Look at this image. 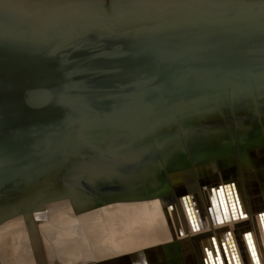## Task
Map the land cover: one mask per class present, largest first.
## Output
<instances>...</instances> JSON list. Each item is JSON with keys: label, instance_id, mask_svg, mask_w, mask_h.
Returning a JSON list of instances; mask_svg holds the SVG:
<instances>
[{"label": "water", "instance_id": "obj_1", "mask_svg": "<svg viewBox=\"0 0 264 264\" xmlns=\"http://www.w3.org/2000/svg\"><path fill=\"white\" fill-rule=\"evenodd\" d=\"M257 93L264 0H0V229L148 200L165 194L168 174L206 161H253L264 127L200 123ZM177 138L156 184L126 167ZM185 188L169 207L198 197Z\"/></svg>", "mask_w": 264, "mask_h": 264}, {"label": "bare ground", "instance_id": "obj_2", "mask_svg": "<svg viewBox=\"0 0 264 264\" xmlns=\"http://www.w3.org/2000/svg\"><path fill=\"white\" fill-rule=\"evenodd\" d=\"M235 99L239 103L222 108L217 121H202L201 126H234L247 134L258 124L263 128L264 93ZM177 130L185 135L182 125ZM178 142L180 138L156 141L154 148L130 156L126 167L136 168L130 173L138 174V181L156 184L159 166L164 165L163 151ZM253 152L259 155L253 159L254 169L244 172L236 154V158L220 159L214 166L206 161L199 169L191 166L168 174L170 182L161 187L165 194L148 200L110 204L79 215L61 209L56 214L38 215L36 225L16 219L0 229V264H108L106 260L113 256L119 260L109 264H205L211 238L220 244L229 235L241 264H264V238L258 220L259 212H264V145ZM184 186V191L193 188L198 194L189 197V211L182 198L169 207V200L179 197ZM217 186L228 202L230 222L220 223L212 214L210 193L214 202L219 201ZM190 212L198 224L192 222ZM220 215L223 218L222 212ZM248 231H252L253 243Z\"/></svg>", "mask_w": 264, "mask_h": 264}, {"label": "rangeland", "instance_id": "obj_3", "mask_svg": "<svg viewBox=\"0 0 264 264\" xmlns=\"http://www.w3.org/2000/svg\"><path fill=\"white\" fill-rule=\"evenodd\" d=\"M261 131L264 133V129H262ZM251 156L254 159V158H258L259 155H258V152L257 153L256 152H253ZM239 161L241 162V165H242V167L244 169H254V166H253L254 161H251L249 159V156H247L245 153H242V155L240 156V160ZM261 166L262 165L259 164L258 165V167H259L258 169H261ZM220 190L221 189H218V195L220 194ZM212 193L213 192L210 193L211 194V196H210V202H211V208L213 210V214H214L215 219L217 221H219L220 223H222V222L223 223L230 222V219H223L222 216L220 215V213L222 212L223 217H224V215H228L229 216V213H227V208H228L227 203L228 202L224 198H222L221 195H219V201L214 202V196H213ZM226 195H227V193H226ZM219 211H221V212H219ZM263 213L259 212L258 220L260 222V224H259L260 231H261V234H263V238H264V229H263V225H264V214ZM204 215H203V218L205 217ZM193 223H196V222L193 220ZM230 239H232V237L227 236V240H228L229 246H231V245L233 246V243H230ZM248 239H250V238H248ZM251 239H253V237ZM253 242H254V240H253ZM232 249L234 250V253L238 256L237 258H239V254H238V251L236 249V246H233Z\"/></svg>", "mask_w": 264, "mask_h": 264}, {"label": "flooded vegetation", "instance_id": "obj_4", "mask_svg": "<svg viewBox=\"0 0 264 264\" xmlns=\"http://www.w3.org/2000/svg\"><path fill=\"white\" fill-rule=\"evenodd\" d=\"M188 207L186 208V210L189 211ZM232 209H233V207H232ZM229 211L234 213L233 210H229ZM190 215H191L192 222L194 220L198 224L199 221L193 218L191 212H190ZM201 215L203 217V212L201 213ZM226 216H227L226 219H230V215L229 216L226 215ZM203 219H205V218H203ZM223 219H224V217H223ZM189 220H190V218H189ZM263 229H264V225H263ZM246 235L250 239L253 237L252 236V231L246 232ZM211 239H212V245H211L212 249H209V248L206 249V253H207L206 255L207 256L204 258L205 264H220V260H223V264H227V260H228V264H234V261H230V258H231L230 257V255H231L230 252L231 251L234 252V250L232 248H233V246H235V244L232 241V239H230V243H233V246L231 245V247L229 246V243H228L227 239L226 240H222V242L220 244H218V241L214 237H212ZM249 242L253 243V239L249 240ZM230 248H231V250H230ZM217 249H219V258H217ZM209 252L213 253V255H212L213 257H209L208 256ZM253 260L255 262V258H253ZM239 264H241L240 259H239Z\"/></svg>", "mask_w": 264, "mask_h": 264}, {"label": "snow or ice", "instance_id": "obj_5", "mask_svg": "<svg viewBox=\"0 0 264 264\" xmlns=\"http://www.w3.org/2000/svg\"><path fill=\"white\" fill-rule=\"evenodd\" d=\"M220 191H221V193H222V192H223V189H221ZM208 256L211 257V256H212V253L209 252V253H208ZM217 258H219V249H217ZM220 264H223V260H220Z\"/></svg>", "mask_w": 264, "mask_h": 264}]
</instances>
